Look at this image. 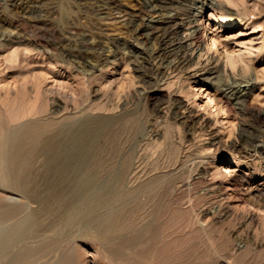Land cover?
Listing matches in <instances>:
<instances>
[{
    "label": "rangeland",
    "instance_id": "374dc122",
    "mask_svg": "<svg viewBox=\"0 0 264 264\" xmlns=\"http://www.w3.org/2000/svg\"><path fill=\"white\" fill-rule=\"evenodd\" d=\"M221 1L235 20L223 19L219 9H205L200 59L197 54L187 69L164 65L155 71L158 41L149 32L135 33L137 25L129 22L132 12L147 11L144 0H0V208H13L0 222V232L27 220L15 247L4 246L0 238L1 264L19 249L32 253L28 264H61L70 255L72 264H264V191L254 189L264 177V150L255 148L264 146V116L218 101L230 76L253 75L258 79L250 101L264 109V0ZM240 19L245 25L237 27ZM99 38L108 42L104 61ZM129 42L139 44L141 51ZM212 55L219 58L224 77L204 82L198 70ZM89 60L100 69L85 67ZM173 93L209 125L206 130H189L174 116ZM37 129H43V140L22 138ZM209 132L219 143H209ZM87 133L95 137L84 169L102 170L87 196L100 200L68 223L69 192L84 169L66 179L49 162L46 169L43 142L56 138L73 144L70 135L87 139ZM13 139L24 141L20 152L28 154L22 161L30 165L19 161L8 169ZM17 166L35 173L30 174L36 176L32 192L19 187L16 172L26 169ZM116 212L126 230L101 236L100 222Z\"/></svg>",
    "mask_w": 264,
    "mask_h": 264
},
{
    "label": "bare ground",
    "instance_id": "6f19581e",
    "mask_svg": "<svg viewBox=\"0 0 264 264\" xmlns=\"http://www.w3.org/2000/svg\"><path fill=\"white\" fill-rule=\"evenodd\" d=\"M118 1V0H116ZM113 2V1H112ZM115 2V1H114ZM117 3V2H116ZM144 3L146 5V8H147V13H148V10H149V14L146 16V12H144V10H140V11H134V12H130L128 9H125V12H127L128 14L131 13V19L129 18V22L130 20H132L131 24H133L134 28L136 27L135 25H137V27H140V24L139 22L142 21V23L144 22V25L143 27L141 28H135V33H141L142 31H144V33L146 32H149L147 34H150V37L152 36V38L156 39L158 42L157 44L159 43V48L157 50H155V52H153V57L155 55V57L158 58V65L159 67L154 66L152 63L156 60H155L151 63L155 68L157 67V70H160V68H163L164 65H167V66H170L171 67H176L177 68H180V70H182V68H186L187 66L189 67L193 62H194V59H197L195 58V56L198 54V58L200 56H202V51H203V48H202V44H201V39H202V15L203 13L205 12V9L207 8H214V9H219L220 11V15L223 19L227 20V19H230L232 14H233V11L231 12V8L227 7L223 1L221 0H144ZM110 4V3H109ZM115 4V3H114ZM117 5V4H116ZM119 7H120V2H119ZM111 6V4H110ZM104 7V6H103ZM106 8V7H105ZM118 8V7H116ZM115 8V9H116ZM122 9V8H120ZM123 10V9H122ZM105 10L103 9L102 12H104ZM118 11V9H117ZM121 11V10H120ZM163 12V13H162ZM107 13V12H105ZM123 13V12H121ZM108 14V13H107ZM104 15V14H103ZM119 15V13H118ZM237 15V14H236ZM126 16V15H124ZM129 16V15H128ZM242 16V15H241ZM127 17V16H126ZM124 17V18H126ZM243 17V16H242ZM245 17V16H244ZM243 17V19H244ZM121 18V17H120ZM243 19H240L239 22H236L235 24L237 25V27H242L244 26L245 24H242L243 23ZM125 20V19H124ZM128 20V19H127ZM234 18H231L229 20V22H234ZM141 23V24H142ZM139 25V26H138ZM142 26V25H141ZM132 27V26H130ZM133 30V29H132ZM131 30V31H132ZM7 31V30H6ZM5 32V31H4ZM11 32V31H10ZM134 32V31H133ZM9 33V32H8ZM104 34V33H103ZM101 34V36L103 35ZM107 35V34H106ZM134 35V34H133ZM100 36V35H99ZM108 36V35H107ZM132 36V35H131ZM138 36V35H137ZM136 36V37H137ZM140 36V35H139ZM147 38L149 35H146ZM13 38V37H12ZM3 39V38H2ZM8 39V38H7ZM19 39V38H18ZM109 39V38H108ZM112 39V38H111ZM121 39V38H120ZM130 39H132L130 37ZM139 38H136L134 40H137ZM141 39V38H140ZM153 39V40H154ZM104 40V39H103ZM102 39L100 41V38H99V43H98V51L101 50V54L102 55H105L106 58L103 59L106 60L107 58H109V55L107 54V49L106 48V42H104ZM110 40V39H109ZM112 40H115L114 37ZM123 40H126V39H123ZM122 40V41H123ZM116 41V40H115ZM121 41V42H122ZM138 41V40H137ZM136 41V42H137ZM151 41V39H150ZM97 42V41H95ZM125 42V41H124ZM128 42V41H127ZM125 42V43H127ZM134 42V41H133ZM135 42V43H136ZM139 42V41H138ZM108 43V42H107ZM118 43V42H117ZM120 43V42H119ZM131 43V45L134 47V48H137L138 49H142L141 47H139L136 44L132 43V42H129V44ZM156 43V42H155ZM92 44V43H91ZM94 44V43H93ZM124 44V43H123ZM126 45V44H124ZM123 45V46H124ZM92 46V45H91ZM108 46V45H107ZM120 45L118 44V47ZM90 47V46H89ZM95 47V46H93ZM129 47V46H128ZM131 47V46H130ZM129 47V48H130ZM96 48V47H95ZM131 50V48H130ZM133 50V49H132ZM154 50V49H153ZM107 51V52H106ZM139 51V50H138ZM141 51V50H140ZM139 51V52H140ZM99 53V54H100ZM136 53V52H135ZM110 54V53H109ZM133 53H131V56H132ZM139 54V53H137ZM136 54V55H137ZM111 55V54H110ZM149 55V54H148ZM151 55V54H150ZM149 55V57H150ZM120 56V55H119ZM135 56V54H134ZM118 57V56H117ZM137 59H138V55L136 56ZM116 58V56H115ZM100 59V58H99ZM113 59V58H112ZM136 59V58H135ZM151 60V58H149ZM200 59V58H199ZM153 60V59H152ZM110 61V60H109ZM113 61V60H112ZM89 62H92V61H88V65H84L85 67L88 66L90 70L92 71H96V70H99L100 66L98 67V63L97 65L96 64H93L94 62L92 63H89ZM149 62V61H148ZM219 62V58H218V61L217 59H214L213 55L210 57L209 56V59L207 61L206 64H202V66H200L199 68V75H198V72L196 73L195 72V75L194 76H197L198 75V78L201 79V80H204V82H208V80H214V79H221L223 78V73L221 71V68H220V64L218 63ZM147 63V62H146ZM145 63V64H146ZM196 63V61L194 62ZM103 64V63H102ZM144 64V63H143ZM143 64H142V67H143ZM150 64V63H149ZM148 64V65H149ZM157 64V63H156ZM198 64V63H197ZM147 66V65H146ZM87 67V68H88ZM150 67V66H149ZM187 67V68H188ZM151 68V67H150ZM153 68V67H152ZM168 68V67H167ZM172 68V69H173ZM186 68V69H187ZM139 69H140V65H139ZM138 69V71H139ZM146 67L144 68V71H145ZM142 70V69H141ZM154 70V69H153ZM163 70L162 69V73H163ZM143 71V70H142ZM141 71V72H142ZM147 71V70H146ZM152 71V70H151ZM150 71V72H151ZM140 72V73H141ZM148 72V71H147ZM160 72V71H158ZM146 73V72H145ZM154 73V72H153ZM156 73V72H155ZM154 73V74H155ZM142 74V73H141ZM149 74V73H148ZM158 74V73H157ZM156 74V75H157ZM152 75V74H151ZM150 75V76H151ZM155 75V76H156ZM140 76V75H139ZM145 76V75H143ZM141 75V77H143ZM147 76V74H146ZM145 76V77H146ZM161 76V75H160ZM160 76H156V77H160ZM155 78V77H154ZM231 78V79H230ZM146 80V78H144ZM142 79V80H144ZM152 79V77L150 78ZM156 79V78H155ZM153 79V80H155ZM258 79V78H257ZM257 79L253 77V75L251 76H248V77H245V76H230L229 77V81H228V85L226 88H222V90H220L219 92V96H218V101L220 103H224L225 105H229L230 108H236L238 109V111H241L242 113H248V114H251V115H255L257 118L260 117V116H264V109H259V108H256L255 106H253L252 102L250 101V98H251V95H252V89L255 87L256 83H257ZM149 80V78H148ZM157 80V79H156ZM228 80V79H227ZM152 81V80H149V82ZM146 82V81H145ZM153 82V81H152ZM150 82V83H152ZM227 82V81H226ZM148 83V81L146 82ZM227 84V83H226ZM217 87V86H216ZM176 93V92H175ZM175 93L171 94L169 96V98L171 99V110L172 112L175 114L174 116L179 119V120H182L183 124L190 130V129H194L196 131V129H201V130H206L208 128L209 125H207L206 122L204 121H200L198 119V114L195 115L196 113H193V110L191 109L190 106H187V104L185 102H183V100L181 99V97L179 98L178 95H176ZM168 98V97H167ZM228 106V107H229ZM83 114V113H82ZM58 115V114H57ZM92 115V114H91ZM99 115V114H98ZM107 115V114H106ZM99 117V116H98ZM105 116H103V119H104ZM200 117V116H199ZM108 118V117H107ZM110 118V117H109ZM101 119V118H100ZM99 119V120H100ZM201 119V118H200ZM92 120V119H91ZM90 120V121H91ZM95 122L96 120H98L97 118L94 119ZM114 120V119H113ZM38 121V120H37ZM55 121V120H54ZM65 121V120H64ZM93 121V120H92ZM109 121H112V120H109ZM58 122V121H57ZM55 122V123H57ZM87 122V121H86ZM102 122V120H101ZM100 122V123H101ZM113 122V121H112ZM115 122V121H114ZM119 122V121H118ZM98 125H99V122H97ZM106 123V122H105ZM104 123V124H105ZM107 123H109L107 121ZM41 124V123H40ZM47 124V123H46ZM60 124V123H59ZM82 124V123H81ZM87 124V123H86ZM93 124V125H92ZM102 124V123H101ZM110 124V123H109ZM89 125V124H88ZM92 126L96 125L94 123H91ZM90 125V126H91ZM103 125V124H102ZM108 125V124H107ZM32 126V125H31ZM46 126V125H45ZM72 126V125H71ZM78 126V125H77ZM83 126V124H82ZM97 126V125H96ZM101 126V125H100ZM104 126V125H103ZM102 126V127H103ZM110 126V125H109ZM49 127V126H48ZM57 127V126H56ZM68 127V126H67ZM87 127V126H86ZM106 127V125H105ZM111 127V126H110ZM45 128V127H44ZM53 128V127H52ZM64 128V127H63ZM85 128V126L83 127ZM88 128H90L88 126ZM94 128V127H93ZM96 128H99L98 126ZM104 128V127H103ZM108 128V127H106ZM106 128L104 130H106ZM210 128V127H209ZM31 129V128H30ZM46 129V128H45ZM44 129V130H45ZM82 129V128H81ZM86 129V128H85ZM83 129V130H85ZM91 129V128H90ZM112 129V128H111ZM111 129H107L108 131H110ZM242 129V128H241ZM244 129V128H243ZM246 129V128H245ZM243 130V131H246V130ZM29 130V129H28ZM51 130V129H50ZM49 130V132H50ZM62 130V129H61ZM68 130V129H67ZM70 130V129H69ZM82 130V132H83ZM92 130V129H91ZM100 130H101V127H100ZM103 130V129H102ZM101 130V131H102ZM115 130V129H114ZM43 129H37V130H32V132H28V134H26L24 137L22 138H25V137H31L33 138V141H37V138H39L41 136V133L43 136H45L43 134ZM59 131V130H57ZM63 131V130H62ZM76 131V130H75ZM90 131V130H89ZM193 131V130H191ZM241 131V130H240ZM240 133V135H242V132ZM45 132V131H44ZM61 132V131H60ZM70 132V131H69ZM78 132V131H77ZM86 132V131H84ZM83 132V133H84ZM104 132V131H102ZM112 132V131H111ZM114 132V131H113ZM212 132V131H211ZM211 132H209V143L211 145H215L219 142H217L216 138L218 137H215ZM47 133V132H46ZM45 133V134H46ZM54 133V132H53ZM63 133V132H62ZM71 133V132H70ZM73 133V132H72ZM91 133V132H89ZM93 134V133H92ZM97 134L96 132H94V135ZM108 134V133H107ZM116 134V132H115ZM244 134V133H243ZM246 134V133H245ZM56 135V134H55ZM68 137H69V134H67ZM87 135H90L87 139H85V135H76V134H73V135H70L71 138L74 139V143L72 144V139L70 140L71 144L72 145H69L70 143L66 142L65 140H58L55 142V139L53 138L51 141H49L50 139H47L46 141L43 142V146H45V148H48V151L47 149L45 151H47L45 154L48 155V161H46V165L48 164L47 162H49V164H51V169H54L53 172H57L59 173L60 175H63V177L67 174L69 175L70 173H77L79 171V168L81 170V167H83L82 169H84V166L86 165L83 164L84 161L88 158H90V156H88V153H89V148L90 146L92 145H89V142L95 137H91L92 135L91 134H88ZM99 135V134H98ZM110 135V134H109ZM14 136V135H13ZM22 136V135H20ZM243 136V135H242ZM9 137V136H8ZM67 137V136H66ZM64 137V138H66ZM67 137V138H68ZM13 138H18L17 136L16 137H13ZM44 138V137H43ZM49 138V136L47 137ZM60 138V137H59ZM66 138V139H67ZM97 138V137H96ZM40 139V138H39ZM41 139H42V136H41ZM14 141H16V139H13ZM43 140V139H42ZM45 140V139H44ZM55 144H54V142ZM95 140V139H94ZM93 140V142H94ZM20 141V140H19ZM18 139L16 141V144L14 142V146H11L12 148L10 149L11 150V155H9L10 157H8L6 160L8 163H10L11 165H7L8 166H13L14 164L13 163H19V161H21L20 163L21 164H26L27 161H22L26 158V153H22L20 152L21 148H22V145L24 144V141L23 142H19ZM25 144L28 143L27 141V138L25 140ZM32 141V140H31ZM29 141V142H31ZM32 141V142H33ZM18 142V143H17ZM31 142V143H32ZM92 142V143H93ZM23 143V144H22ZM37 143V142H36ZM208 143V142H207ZM12 144V143H11ZM51 144L54 146H51ZM91 144V142H90ZM209 144V145H210ZM94 145V144H93ZM42 146V147H43ZM44 148V147H43ZM42 148V149H43ZM92 148V147H91ZM90 148V149H91ZM255 148L258 149V150H264V146L263 144H256L255 145ZM40 149V148H39ZM9 150V152H10ZM31 150V149H30ZM255 150V149H254ZM7 151V150H6ZM32 151V150H31ZM44 151V150H43ZM91 151V150H90ZM93 151V150H92ZM261 152V151H259ZM8 153V152H7ZM25 154V155H24ZM6 155V154H5ZM30 157V155H27ZM95 156V155H94ZM28 157V158H29ZM96 157V156H95ZM94 157V158H95ZM6 157H4L5 159ZM93 158V157H92ZM93 158V159H94ZM31 159V158H30ZM47 159V158H46ZM92 159V160H93ZM26 160V159H25ZM29 160V159H28ZM91 160V159H90ZM91 160V161H92ZM100 160V159H99ZM30 161V160H29ZM6 162V161H5ZM6 162V164H7ZM24 162V163H23ZM87 162H89V160H87ZM93 162V161H92ZM92 162H89L90 164ZM96 162V161H95ZM5 164V165H6ZM13 164V165H12ZM28 165H30L29 163H27ZM26 164V165H27ZM83 164V166H82ZM97 166H98V163H96ZM96 164H94L93 162V165L96 166ZM89 164H87L88 166ZM100 165V164H99ZM16 166V164H15ZM95 166H93L95 168ZM102 166V165H101ZM10 167V168H11ZM24 167V166H22ZM22 167H14L16 170L20 169ZM53 167V168H52ZM90 168L91 165H89ZM100 167V166H99ZM13 168V169H14ZM26 169V167H24ZM23 168V169H24ZM30 167H28L29 169ZM46 168V167H45ZM93 168V169H94ZM9 169V167H8ZM13 169H11L10 171H12ZM22 169V170H23ZM24 169V170H25ZM32 169V168H31ZM48 169V165H47V168ZM50 169V170H51ZM87 170H81L79 173L81 174L80 176L77 175V178L74 180L75 183L74 185L71 187V190L69 192L72 200H71V203H72V207H70V212L68 214V216H66V221H72L73 217L78 214V213H82V214H87L89 211H91L94 206L96 204H99V200H96L97 198L95 197H92V196H87V191L88 190H91L93 189L94 191V186L96 185L95 183L97 182L98 180V174L100 175V170H96V169H99V168H96L95 170H88V168H86ZM30 170V169H29ZM48 171L47 173H52V171ZM31 171V170H30ZM35 171V170H34ZM45 171V170H44ZM115 171V169H114ZM118 170H116L117 172ZM9 172V171H8ZM32 172V171H31ZM31 172H28L27 169L25 170V172L23 171H19V172H16L17 173V177L19 179V187L21 186L22 189L26 192H32L33 188H31L30 186V182L32 181V179H35V178H31V176H33L35 173H31ZM44 173V172H43ZM9 176L12 174L11 173H8ZM13 174L14 173V170H13ZM12 174V175H13ZM31 174V176H30ZM33 174V175H32ZM41 174V173H40ZM46 174V173H45ZM53 174V173H52ZM74 174V173H73ZM113 174V173H112ZM9 177V179L11 180L12 179V176ZM41 175H44V174H41ZM51 175V174H50ZM55 175V174H54ZM59 175V176H60ZM75 175V174H74ZM73 175V177H74ZM121 175V174H120ZM58 176V175H56ZM65 176V177H66ZM72 174L68 177H70L69 179H72L71 178ZM79 176V177H78ZM238 176H243V175H237L236 178ZM7 177V176H6ZM47 177H54V176H47ZM46 177V178H47ZM62 177V178H63ZM64 177V178H65ZM67 177V178H68ZM113 177V176H112ZM54 178H57V177H54ZM59 178V177H58ZM61 178V176H60ZM59 178V179H60ZM117 178V177H116ZM66 179V178H65ZM245 179V177H244ZM9 180V181H10ZM235 180V179H234ZM6 181V180H5ZM12 181V180H11ZM73 181V182H74ZM17 184V185H18ZM32 189V190H31ZM255 191H258V192H262L264 191V177L262 178V180L256 185V187L254 188ZM219 192V191H218ZM212 193V192H211ZM220 193V192H219ZM264 194V192H262ZM224 193H221L220 196H223ZM262 195V194H261ZM213 197V196H212ZM226 197V196H225ZM3 201V200H2ZM1 203V202H0ZM70 203V205H71ZM9 205V204H8ZM8 205H5V206H8ZM2 207L0 208V222H2L5 218H7L8 214L11 213V210L13 208L11 207H5L3 208V205H1ZM10 206V205H9ZM14 207V206H13ZM17 207V206H15ZM21 208V207H19ZM83 209L85 212H83ZM16 210V208L14 209ZM17 210L18 207H17ZM128 210V209H127ZM20 211V210H19ZM126 211V210H125ZM14 212V211H12ZM118 212V211H117ZM111 213L110 215H108L107 217H104V219H102V221L100 222V226H99V234L101 236H108V235H117L121 232H123L124 230H126L122 224L120 223L119 221V218L121 216H119L120 214L118 213ZM128 212V211H127ZM130 212V211H129ZM133 212V211H132ZM15 213H18L15 211ZM121 213V212H120ZM126 214V212H125ZM128 214V213H127ZM135 214V213H134ZM11 215V214H10ZM15 215V214H14ZM26 216V215H25ZM128 216V215H127ZM252 216V215H251ZM10 217V216H9ZM24 217V216H23ZM29 218V217H28ZM124 218V217H123ZM122 218V219H123ZM18 219V218H17ZM130 219V218H129ZM26 220V218H25ZM30 219H28V222H29ZM33 220V219H32ZM126 220V218H125ZM135 220V219H134ZM27 221V220H26ZM24 221L23 219V224L22 222L19 221H14L13 223V226L10 230L4 232V233H1L0 232V238H1V243L6 246V245H11L10 247H13L12 244L14 245L15 247V242L14 241H17L16 238L17 237H20V235L23 233L22 231L26 229L27 226H25V229L22 227L25 225V223L27 224V222ZM71 223V222H70ZM29 224V223H28ZM29 226V225H28ZM127 227V226H126ZM131 227V226H130ZM23 228V229H22ZM122 228L123 231H122ZM27 229H30V228H27ZM28 232V230H26ZM26 231H24L26 233ZM30 232V233H29ZM29 234H31V231L29 230ZM34 232V231H33ZM57 232V231H56ZM58 233V232H57ZM28 234V235H29ZM25 235V234H24ZM27 235V236H28ZM24 237V236H22ZM21 237V239H22ZM21 241L20 239H18V242ZM14 242V243H13ZM247 243V242H246ZM2 244L0 247H2ZM169 244V243H168ZM30 245V244H29ZM3 246V249H7V248H4ZM8 247V246H6ZM36 247V246H35ZM167 247V246H166ZM170 247V246H169ZM32 248V247H31ZM33 248H34V245H33ZM2 249V250H3ZM9 251H10V248H8ZM14 249V248H13ZM30 247L28 248V252L29 251H33V250H29ZM34 249H38V247L34 248ZM12 250V249H11ZM18 250V249H17ZM20 250V249H19ZM16 251L18 253H15V254H12L11 252L8 254V255H12V256H8L6 259H4L5 257H3L2 259L5 260V263L4 264H28V261L31 259H29L31 257V254L28 256V253H27V250L25 251ZM22 250H24V248H22ZM7 251V250H6ZM65 256H68V255H65ZM71 256V255H70ZM69 256V258H71ZM168 257V256H167ZM171 257V256H170ZM169 257V258H170ZM69 258H64V259H61V261H63L61 264H72L73 263V259H69ZM1 259V260H2ZM51 260V259H50ZM55 260V259H54ZM72 262H71V261ZM2 261H0V264H1ZM71 262V263H70ZM132 262V261H131ZM138 262V261H136ZM140 262V260H139ZM33 263V262H32ZM51 263V261H50ZM31 264V262H30ZM38 264V263H37ZM40 264V263H39ZM43 264V263H42ZM46 264V263H45ZM79 264V263H78ZM141 264V262H140ZM144 264V263H143Z\"/></svg>",
    "mask_w": 264,
    "mask_h": 264
}]
</instances>
